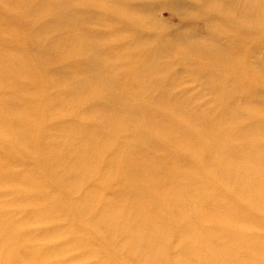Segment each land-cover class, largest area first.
<instances>
[{
    "label": "bare ground",
    "instance_id": "1",
    "mask_svg": "<svg viewBox=\"0 0 264 264\" xmlns=\"http://www.w3.org/2000/svg\"><path fill=\"white\" fill-rule=\"evenodd\" d=\"M0 140V264H264V0H0Z\"/></svg>",
    "mask_w": 264,
    "mask_h": 264
},
{
    "label": "rangeland",
    "instance_id": "2",
    "mask_svg": "<svg viewBox=\"0 0 264 264\" xmlns=\"http://www.w3.org/2000/svg\"><path fill=\"white\" fill-rule=\"evenodd\" d=\"M173 20V21H172ZM176 22V23H175ZM174 24V25H173ZM176 24V25H175ZM169 25L170 26H178L179 24H178V21H177V19L175 18V17H172V18H170L169 19ZM39 129V128H38ZM37 129V130H38ZM39 130H41V129H39ZM0 144H1V140H0ZM3 160V156H0V160ZM5 161V160H4ZM4 161L2 162V165H3V163H4ZM8 161V160H7ZM53 178H51V180H52ZM0 198H1V196H0ZM2 199V198H1ZM1 209H2V207H0V211H1ZM64 213L66 214V211H64ZM43 230H45V231H55V230H57V226H55V225H50V226H47V227H43ZM67 242L66 241H64V245L66 244ZM48 245H50V244H48ZM54 245H56V244H53L52 243V246H54ZM58 245H63V243L62 242H59L58 243ZM238 255H240V254H238ZM8 256H9V258H11V257H14L15 259H20V260H24V259H26L22 254H20V253H18L17 255H15V256H13V255H11V254H8ZM64 260L65 261H67V262H72L73 264H83V262H73L72 260H73V257L71 256V255H66L65 257H64ZM70 264V263H69Z\"/></svg>",
    "mask_w": 264,
    "mask_h": 264
}]
</instances>
